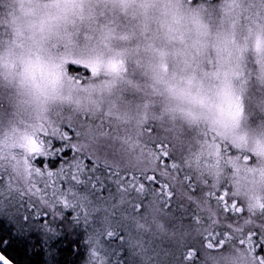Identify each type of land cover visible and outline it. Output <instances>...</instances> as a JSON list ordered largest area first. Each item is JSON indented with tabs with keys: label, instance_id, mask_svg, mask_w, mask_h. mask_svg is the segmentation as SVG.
<instances>
[{
	"label": "trees",
	"instance_id": "trees-1",
	"mask_svg": "<svg viewBox=\"0 0 264 264\" xmlns=\"http://www.w3.org/2000/svg\"><path fill=\"white\" fill-rule=\"evenodd\" d=\"M226 1L196 0L193 3L192 0H183V7L189 12H200L206 24L208 35L205 40L208 51L201 58L204 69L214 70L226 59L228 66L235 72L236 119L219 128L195 118H185L167 97L157 92L143 65L148 59L149 48L154 46L158 37L151 32H141L137 22L131 17L123 15L124 18L121 19L112 15L118 11L116 0H99L105 10L108 9V16L113 20L104 24L106 27H102L103 31L93 23L80 24L79 20V24L76 25L79 27L65 28L55 38L50 39L47 45L49 55L60 61L64 78L60 95L49 102L46 109L64 110L63 116H56V121L62 119V123L52 128L53 131H49L48 135L62 137L67 134L66 129L83 132L85 128L89 130L90 137L97 139L90 132H98L97 129L103 125L121 129L122 134L118 135L114 142L117 141L119 147L124 143L122 152L127 160L116 158L120 166L114 168L103 158L90 156L85 151L98 154L99 149H92L80 140L75 142L73 137L71 143L78 153L74 164L84 171L89 165H84L83 161L91 158L94 163L108 171L120 175L156 174L161 183L167 184L168 191L172 193L171 201L161 194L163 190L151 187L152 205L158 208L167 206L185 209L183 214H177L176 219L193 227L196 235L193 243L184 245L192 259L184 263L179 257L180 264H211L213 259L216 261L223 257L221 254L232 255L234 252L240 255L236 264H257L251 251V242L245 240L248 246L244 247L236 241L253 230L264 233V164L259 162V158L264 157V58L256 56L250 48L251 33L264 28V0H251L255 3L253 6L255 16H251V19L239 14L237 9L232 12L230 9H224L222 5ZM109 2L115 3V6L110 7ZM10 9L8 14L14 12L13 4L10 5ZM247 9L250 10L252 7L248 6ZM5 25L4 29L10 27ZM225 35L230 37L226 43L222 42ZM12 40L13 32L0 37V47L4 49ZM108 41H114L124 51L127 71L113 78L101 76L98 72L82 84L75 82L64 69V62L76 60L94 63L97 46L107 44ZM245 44L249 46L248 51L244 50ZM122 69L123 67L120 71ZM80 78L85 79L83 75ZM94 82L103 84L99 90L101 98L112 97L111 101L107 102L108 105L102 108L105 110L112 108L111 105L114 103L115 108L121 110L120 113H110L109 110V114H106L105 110H102L101 115L94 118L93 115L98 113H95L93 111L95 108L90 107L87 102L81 106H77L75 100L72 104L71 102L62 104L77 97H89L85 93L90 89L91 83L96 86L97 83ZM63 98L66 100L62 102ZM31 100L32 108H37L38 103L34 99ZM105 139L103 138V141ZM157 145L166 147L158 148ZM161 151L169 153L170 159L178 169L172 170L159 163ZM246 156L252 159L246 162ZM253 160H257V164L250 169ZM188 168H191V171ZM244 170L246 173L242 175ZM33 172L30 173V177L34 178ZM204 172H208L209 178L199 187L197 179ZM19 174L21 173L15 172L13 178L16 182L22 183V175ZM186 176H191L192 184L187 182ZM37 178L41 180L43 177ZM249 180L254 181V187L247 190L250 193L247 198L254 195V192L256 196L245 203L240 197L244 194L242 184ZM193 184L195 191H192ZM38 185L39 183L27 186L17 184L19 192L13 190L14 192L10 193L19 207L0 211V236L10 241L6 246L0 245V251L15 264H87L85 257L87 229L81 225L69 224L68 220H64L63 223L57 221L54 226L58 234L47 236L40 229V222L30 219L28 223L31 227L25 233L27 243L15 238V223L24 215L21 214L20 207H26L29 200L43 198V193L37 192ZM225 187L229 189L230 198L239 201L243 206L244 215L228 220L222 211L221 203L210 198L212 192ZM234 187L239 188L240 196L234 194ZM20 191H24L23 194ZM44 203L46 202H41ZM162 215L163 222L169 221L168 211L162 212ZM217 230L221 232L231 230L234 237L228 247L221 252H214L211 247H205V237H210Z\"/></svg>",
	"mask_w": 264,
	"mask_h": 264
},
{
	"label": "rangeland",
	"instance_id": "rangeland-1",
	"mask_svg": "<svg viewBox=\"0 0 264 264\" xmlns=\"http://www.w3.org/2000/svg\"><path fill=\"white\" fill-rule=\"evenodd\" d=\"M14 0H2L0 3V37L8 36L12 33V22L14 12L8 14L11 10L10 5ZM254 4L251 0H227L222 7L226 10L237 9L239 14L246 18L255 16ZM110 7H114L115 3L109 2ZM248 6L252 9L248 10ZM108 10V9H107ZM105 10L104 5L99 0H88V11L83 19H80V24L83 22L93 23L94 26L103 31L102 27H106L104 24L113 22L108 16V12ZM101 15H100V14ZM112 15L118 16L123 19L118 11ZM119 21V20H117ZM7 24V25H5ZM79 24V20L75 22L69 29H76ZM10 26L4 29L3 26ZM76 26V27H75ZM9 44H6L7 47ZM0 49H3L0 47ZM97 82H94V84ZM90 84V89L85 93L89 97H77L68 102H63L66 98L62 99V104H67L74 101L77 106H81L86 102L90 107L95 108L93 111L98 113L93 115L96 118L101 115V111L105 110L102 106L106 107L108 101L110 102L112 97L101 98L99 90L102 88V83H97L96 86ZM33 99L30 91L22 86L15 78H0V176L4 177V182L0 183V211L10 210L18 208V202L13 200L10 195L11 192L19 189L17 184L33 185L40 183L38 176H48L51 178V173L37 172L36 168L32 164L33 156L27 151L25 144L29 140H35V142L43 146V136L48 135L49 131H53L52 128L59 126L62 123V119L56 121V116H63L64 110H52L47 109V105L41 108L37 105V108L33 107ZM59 103V102H58ZM57 104V103H56ZM58 105V104H57ZM96 105V107H95ZM112 108L106 109L105 113H120L121 110L115 108V104L111 105ZM51 108V107H50ZM60 109V108H58ZM79 112V110H75ZM55 114L54 116H51ZM104 116H101L103 118ZM104 121V120H101ZM107 122V121H106ZM104 123V122H103ZM98 132H90L97 139L89 136V130L83 129L81 131H74L73 137L75 142L80 140L85 142L86 145L92 149H99V152L85 151L90 156H99L103 158L107 163H110L115 168L120 166L116 162V158L123 161L127 160L126 155L123 154L122 148L117 145L118 135L122 134V130L119 128L101 126L97 129ZM40 135L42 136L40 138ZM113 138L112 140H106L105 138ZM87 138V140H86ZM103 138L105 141H103ZM88 141V142H87ZM90 143V144H89ZM35 150V149H34ZM37 155L45 154L38 150H35ZM257 160H253L250 164V169L255 166ZM203 162V161H201ZM260 164H264V157L259 158ZM33 165V166H32ZM80 173L84 176L87 175L86 171H83L80 166L75 164ZM97 169L95 175L100 178V181H106L108 179V173L111 172L114 176L120 175L113 171H108L98 166L89 165L90 167ZM172 170L178 169L170 167ZM191 171V168H188ZM249 169V170H250ZM34 171V172H33ZM15 172H20L22 175V183L16 182L13 178ZM33 172L34 178L30 177V173ZM246 172L242 173L244 175ZM201 176V177H200ZM198 176V182L200 186L205 184V180L209 178L208 172H204L203 175ZM234 178L233 175H230ZM243 177V176H242ZM33 180V181H32ZM254 181L250 180L247 183L242 184L244 194L240 196V190L238 187H234V194L241 197L244 202L250 200V193L247 190H251L254 187ZM103 191L101 188H96V192L90 187V182H83L78 185H72L69 189L71 194H74L81 209L88 213L90 218L94 221L93 229L88 231V240L86 246V260L89 264L90 259V247L96 250L99 255V261H103L104 264H180L179 257L185 263L188 261L189 253L185 250V246L193 243V238L196 237L193 227L186 225L183 221L176 219L178 213L183 214L185 209L181 207H162L158 208L151 203V186L146 187L142 193L138 194L135 191L129 189L127 185L121 189L115 183H109L103 185ZM40 193L41 189L37 188ZM14 190V191H13ZM238 190V192H237ZM24 191H20L23 194ZM42 192V191H41ZM254 197L252 199H254ZM40 202L44 201V198L39 199ZM159 201V197H157ZM141 202L143 204L142 213H136L134 211V204ZM246 203V202H245ZM167 207V208H166ZM20 207L21 214L25 215V207ZM169 212V221L163 222L161 217L162 212ZM173 216V220H172ZM85 228V226L81 225ZM108 232L116 233V239L108 241L106 243L101 242V237ZM201 238V236H200ZM199 238V239H200ZM75 239V237H72ZM185 245V246H184ZM111 246L110 248H107ZM220 259H213L211 264H236L240 255L234 252L232 255L226 253L221 254ZM201 260V258H200ZM98 261V264H99ZM190 262V261H189ZM247 262V261H245ZM183 263V264H184ZM187 263V262H186Z\"/></svg>",
	"mask_w": 264,
	"mask_h": 264
},
{
	"label": "clouds",
	"instance_id": "clouds-1",
	"mask_svg": "<svg viewBox=\"0 0 264 264\" xmlns=\"http://www.w3.org/2000/svg\"><path fill=\"white\" fill-rule=\"evenodd\" d=\"M116 8L134 19L141 32L158 37L143 65L157 92L185 118L222 127L228 102L236 95L235 72L226 59L214 70L204 69L201 58L208 51V32L203 15L186 10L183 0H116ZM87 11L88 0H14L13 40L0 50V78L17 79L41 108L55 100L64 78L58 74L60 61L49 55L48 42ZM229 39L225 35L222 42ZM250 48L264 58V28L251 33ZM244 50H249L247 44ZM94 55L101 76L113 78L126 72L124 51L114 41L99 44ZM120 61L122 71L109 69L110 63Z\"/></svg>",
	"mask_w": 264,
	"mask_h": 264
},
{
	"label": "snow or ice",
	"instance_id": "snow-or-ice-1",
	"mask_svg": "<svg viewBox=\"0 0 264 264\" xmlns=\"http://www.w3.org/2000/svg\"><path fill=\"white\" fill-rule=\"evenodd\" d=\"M193 3L196 0H192ZM61 68V66H57ZM109 69L113 72H119L123 67V62H113L108 65ZM64 69L67 74L70 75L75 82L84 83L87 78L95 76L99 71V64L97 62H77L76 60H67L64 62ZM127 71V69H124ZM62 74V72L58 73ZM83 75L85 78L82 80L80 77ZM235 100L230 99L228 102V110L226 114V120L224 125L226 126L229 121L236 119L235 112ZM66 135L58 137L55 135L43 136V146L37 144L35 140H29L26 142L25 147L32 156V164L35 166L37 172L51 173L49 178L44 176L38 187L43 193V198L46 203L41 204L39 198L36 200H29L26 203V215L21 216L20 220L15 223L16 234L15 238L23 240L27 243L25 238L26 231L31 227L29 220L39 221L40 229L45 232L47 236H56L58 234L56 225L57 221L63 223L64 220H68L69 224L80 226L83 225L88 231L93 229L94 221L90 218L88 213L81 209L74 194H71L69 189L72 185H78L83 182H90V187L96 192V188H101L103 191V185L109 183L117 184L121 189L127 185V187L136 193L140 194L146 187H153L157 190H163L162 195H165L169 201L172 199V193L168 191V185L161 183L159 177L156 174L151 175H137V174H123L114 176L109 172L108 179L101 182L100 178L95 175L97 169L93 166L84 169L87 175L84 176L80 173L79 168L74 164L77 159V150L71 143L74 132L72 129H66ZM158 148L166 147V145H157ZM43 152L45 154L37 155L35 150ZM161 159L159 163L163 166L176 168L177 165L170 159L167 151H161L159 153ZM252 159L250 156L245 157V161ZM84 165H94V161L91 158L85 159ZM185 179L188 183L192 184L191 176H186ZM4 182V177L0 176V183ZM192 191H195V185L193 184ZM229 189L225 187L222 190L214 191L210 194V198L218 200L221 203L222 211L225 213L226 219L232 220L239 216L244 215V208L240 205V202L231 199ZM134 211L136 213H142L143 204L137 202L134 204ZM227 227V225H225ZM118 238L116 233L108 232L101 237V242L106 243L113 239ZM234 239L231 230L226 232L214 231L210 237H205V247H211L214 252H221L225 250L231 240ZM245 240L251 242V251L257 260V264H264V233L253 230L248 232L243 238L238 239L236 242L240 246L247 247ZM9 240H5L0 236V245H7ZM186 259H192L189 254ZM99 255L96 250L90 247V259L89 264H98ZM0 264H15V262L7 257L3 251H0ZM99 264H104L103 261H99Z\"/></svg>",
	"mask_w": 264,
	"mask_h": 264
}]
</instances>
